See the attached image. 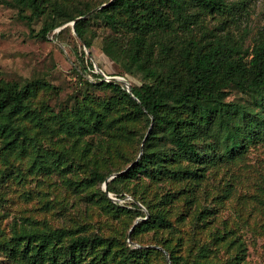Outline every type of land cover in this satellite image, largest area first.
Masks as SVG:
<instances>
[{
  "label": "rangeland",
  "instance_id": "rangeland-1",
  "mask_svg": "<svg viewBox=\"0 0 264 264\" xmlns=\"http://www.w3.org/2000/svg\"><path fill=\"white\" fill-rule=\"evenodd\" d=\"M107 1L38 0L49 9L30 20V9L13 0H0V84L22 87L40 80L45 86L33 106L44 104L45 118L60 113L69 120L77 117L92 129L89 134H69L51 121L53 128L45 132L24 121L33 138L29 152L1 153L0 264H28L8 247L16 245L20 236L50 230L62 234L60 244L83 234L107 239L102 247L78 253L73 264H170L166 247L180 264H222L240 257L244 248L240 264H264V140L247 142L244 150L223 156L227 128L218 123L211 139L220 146L199 180L123 179L118 183V195L107 194L112 203L103 196L104 183L90 181L93 167L105 172L125 170L141 149V135L147 133L145 122L134 119L129 106L117 103L101 87L99 75L116 71L129 85L149 80L105 56L104 38L113 32L95 12L89 24L91 49L76 36L71 22L46 37L39 33L46 22L53 21L56 5L73 15ZM226 1L233 6L231 12L201 11L198 24L192 26L194 34L202 40L229 36L242 41L244 47L252 46L264 30V0ZM121 33L124 38L129 36ZM179 34L189 37L186 31ZM87 59L93 69L87 67ZM228 91L227 102L246 105L253 112L264 103L263 95L235 87ZM97 120L100 131L94 128ZM115 136L116 140L111 139ZM37 150L43 159L41 168L33 163ZM113 177L111 174L109 179ZM133 193L164 208L172 225L140 227L148 216L136 215ZM167 193L174 196L170 203L162 204ZM143 211L149 213L145 207ZM136 249L148 251L130 253Z\"/></svg>",
  "mask_w": 264,
  "mask_h": 264
},
{
  "label": "trees",
  "instance_id": "trees-1",
  "mask_svg": "<svg viewBox=\"0 0 264 264\" xmlns=\"http://www.w3.org/2000/svg\"><path fill=\"white\" fill-rule=\"evenodd\" d=\"M13 4L30 9V20L49 9L38 0H13ZM232 8L226 0H108L96 8L79 9L73 15L60 6L53 7L56 12L53 21L46 22L39 34L46 37L55 28L94 11L113 32L104 38L102 50L105 56L113 62H123L126 70L141 72L149 80L131 85L129 92L118 82L99 75L103 79L101 87L110 91L117 103L129 106V115L144 121L147 126V133L141 135V149L125 170L105 172L93 167L89 171L92 182L108 180L103 196L110 203L112 200L107 194L118 195V183L123 179L179 182L202 178L205 166L212 163V156L217 154L220 146L211 139L218 123L227 128L223 156H232L237 149L244 150L247 142L264 140V103L253 112L246 105L226 101L232 87L264 96V30L259 32L252 46L244 47L242 41L229 36L214 35L202 40L196 37L192 27L198 24L201 11L224 13L231 12ZM93 13L76 21L73 27L88 49L92 48L89 24ZM180 30L188 32L189 37L180 35ZM122 31L129 36L124 38ZM82 54L85 57L84 51ZM86 65L93 69L89 59ZM116 75L121 74L108 73V76ZM44 86L40 80L30 81L22 87L13 83L0 84V155L3 152L9 155L29 152L33 138L31 128L24 121L45 132L53 128L51 121L58 122L69 134L92 131L77 117L69 120L60 113H53L50 118H45L44 104L33 106ZM96 124L94 128L100 131L99 120ZM111 139L116 140V136ZM34 152L38 154L33 163L41 168L42 155L38 150ZM111 174L114 177L110 180ZM133 196L136 215L148 216L140 222V227L172 225L164 208L152 205L142 196L134 193ZM173 196L174 193H167L162 204L170 203ZM61 237L59 230L28 233L8 248L28 264H73L78 253L102 247L107 241L100 235L83 234L60 244ZM166 249L170 264H180L169 247ZM147 251L136 249L130 253L143 255ZM242 251L245 253L240 257L235 256L222 264H240L246 248Z\"/></svg>",
  "mask_w": 264,
  "mask_h": 264
},
{
  "label": "water",
  "instance_id": "water-1",
  "mask_svg": "<svg viewBox=\"0 0 264 264\" xmlns=\"http://www.w3.org/2000/svg\"><path fill=\"white\" fill-rule=\"evenodd\" d=\"M94 11L90 12L88 15L84 16V17H87L89 16L90 14H92ZM84 17H78L76 18L74 21L71 22V25L74 27L76 21L80 20L81 18H84ZM104 77L108 80V81H116V82H120L123 86L126 87V89L131 92V85H129V83L122 78H119L118 76H108L106 75L105 73H103ZM121 80V81H120ZM107 183H108V180L104 183V186H105V191H107Z\"/></svg>",
  "mask_w": 264,
  "mask_h": 264
}]
</instances>
